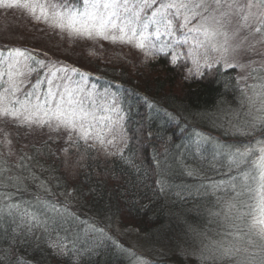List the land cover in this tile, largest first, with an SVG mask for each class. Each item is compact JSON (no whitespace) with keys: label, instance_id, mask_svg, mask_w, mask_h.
Wrapping results in <instances>:
<instances>
[{"label":"rangeland","instance_id":"obj_1","mask_svg":"<svg viewBox=\"0 0 264 264\" xmlns=\"http://www.w3.org/2000/svg\"><path fill=\"white\" fill-rule=\"evenodd\" d=\"M48 27L32 21L27 10H10L0 6V46L3 44L6 49L19 48L24 52L27 49L28 53L35 52L37 56H42L40 61L47 66H38L46 70L48 79H52L51 72L68 70L73 63L86 72L94 75L97 72L95 77L104 73L112 81L120 83L129 81L132 71L138 73L144 70L150 74L156 70L153 62L157 58H149L134 45L119 41L113 43L111 40L100 42L102 47L106 44L102 58L104 66L94 70L88 64V57L91 56L86 54V44H89L86 42L97 37H72L66 31ZM249 39L251 41L252 38ZM188 40L195 48L196 41L192 38ZM198 51L203 52V49ZM260 52H264V44H257L255 52H241L235 56L233 62L250 64L251 67L227 68L226 65L213 64L215 75L206 73L202 67L200 74H196L195 66L190 62L188 65H191L193 72L185 68L181 77L175 80H165L167 66L174 64L173 60L160 63L157 71L162 78L146 86L139 96L127 94L116 102L107 100L109 103L104 106L112 105L120 111L118 115L108 112L114 127L117 126L114 134L104 129V124L96 129L104 140L103 144L95 139V133L87 143L74 133L73 142H70L63 128L54 130V122L52 127H39L19 124L11 118L8 121L0 120V146L10 161L20 159L31 144L52 139L71 145L69 150L65 146L60 148L58 144L57 148L63 158L73 161L81 156L83 147L86 148L81 153L92 154L97 159L103 152L114 155L109 161V172L114 178L113 190L118 206L112 207L107 194L103 192L95 199L90 198L85 179L78 170L72 171L68 190L61 187V195L58 194L59 198L55 200H65L63 202L72 214L84 213L90 223L89 229L85 227L88 230L82 235V231L76 235L71 232L72 240L60 241L47 252L40 251L41 255L49 257L51 264H106L107 261L109 264H212L211 260L202 261L201 245L199 240H194V235L207 234L209 239L205 243L209 245L220 240L225 244L229 240L235 242L234 237L227 236L228 232L236 231L231 222L225 220L223 215L215 216L212 213L221 212L224 202L231 199V178L235 176L239 183L242 179L241 169L248 170L247 165L230 168L229 151L237 148L243 150L249 144L258 147L256 141L264 139V128L258 126L251 135H243L229 123L230 120L235 122L234 113H240L243 117L247 111L243 105V92L247 91L249 85L258 82L252 78L244 79L251 68L264 74V69H261L264 57L257 54ZM218 55L209 52V61ZM116 58L120 62L118 66ZM20 59L23 61L22 57ZM7 61L8 53L5 51L0 56V72L7 67ZM73 69L77 71L76 67ZM23 71L25 76L18 77L23 83L16 98L23 100V92L33 90L34 86H38L43 98L49 88L47 80L38 84L36 76L32 81V77L31 80L27 79V69ZM256 74L253 73V76ZM56 75L59 77V72ZM7 79L6 75L0 78V98L8 87ZM89 106L98 110L95 105ZM174 115L198 124L189 142L183 146L170 145L145 160L135 159L134 145L123 132L134 125L158 126ZM118 116L119 123L116 124ZM70 188L73 192H69ZM76 195L80 199L74 200L73 196ZM22 201L19 195L10 193L5 187L0 188V264H30L11 251V243L23 235L19 214ZM54 212L59 213L57 210ZM140 216H146L149 223L140 224ZM75 223V228L81 230L82 222ZM159 225L164 228L162 234L156 230ZM217 264L220 262L217 261Z\"/></svg>","mask_w":264,"mask_h":264},{"label":"snow or ice","instance_id":"obj_2","mask_svg":"<svg viewBox=\"0 0 264 264\" xmlns=\"http://www.w3.org/2000/svg\"><path fill=\"white\" fill-rule=\"evenodd\" d=\"M156 5L149 15L147 10ZM0 6L10 10H27L32 19L43 20L53 30L66 31L72 37H99L113 43L119 41L131 44L142 50L155 48V41H159L162 34L174 36L179 33L184 38L183 43H187L189 38L196 41L195 48L188 53L196 74H200L201 59L208 68L213 64L226 65L227 68L251 67L250 64L233 62L235 56L241 52H255L257 44H264V0H83L82 11L73 10L65 0H0ZM249 38H252L251 41ZM176 43L179 45L181 41L177 40ZM199 49H203V52ZM6 50L7 67L0 72V78L7 76L8 87L0 98V120L8 121L11 118L19 124H35L39 127H52L54 122V130L63 128L70 142H73L74 133L86 143L95 133V139L104 143L100 132L96 131L100 118L91 110V106H85L83 98H77L76 93L81 91L80 84L72 88L70 77H57L53 71L52 79L47 80L49 88L43 98L38 86H34L31 91H24L23 100L16 98L23 83L18 77L25 76L23 69L26 68L29 74L36 72L27 62L32 60L42 67L47 65L35 60L30 54L26 55L19 48ZM209 52L219 53L211 63ZM257 54L264 57V52ZM3 55L4 51L0 50V56ZM175 59L174 56L173 62ZM261 69H264V62L261 63ZM57 71L66 73L68 70ZM189 71L193 72L192 69ZM253 73L257 74L253 76ZM247 78L258 81L243 92V105L247 111L243 117L240 113H234L235 122L229 121L243 135H251L258 126L264 128V74L251 68L244 79ZM57 79L59 83H56ZM37 82H42L38 76ZM90 104L100 111L115 112L117 115L120 111L118 107L102 106L97 101H91ZM102 119L107 122L104 129L114 134L111 116ZM115 123H119V116ZM256 144L258 147L249 144L243 150L237 148L228 153L230 168L247 165L248 170L241 169L242 179L239 183L235 176L231 178V199L224 202L221 212L212 214L223 215L225 220L231 222L236 231L228 232L227 236L234 237L235 242L229 240L225 244L220 240L209 245L205 243L209 239L207 234L196 233L194 240H199L200 257L204 262L264 264V139L257 140ZM22 215L35 219L27 210Z\"/></svg>","mask_w":264,"mask_h":264},{"label":"trees","instance_id":"obj_3","mask_svg":"<svg viewBox=\"0 0 264 264\" xmlns=\"http://www.w3.org/2000/svg\"><path fill=\"white\" fill-rule=\"evenodd\" d=\"M65 2L68 3L73 10H83V0H65ZM157 6L158 5L154 6L151 10H147L148 14L150 15L151 11H154ZM38 13L39 10H37V14ZM31 20L42 27H48V24L43 20L36 21L32 18ZM183 39V36L179 33L174 36L162 34L160 40L155 41V48L141 49L149 58H157L154 59L153 62V66L156 70L150 74L144 70L138 73L132 71L129 74V81L124 83L112 81L108 76L104 75V73L95 77V75L97 76V72L95 75L92 72H86L84 68L80 67V65H75V63L70 65L71 68H69L66 73L58 71L59 77L69 76L72 81V88H75L77 83L80 84L81 91L77 92L76 96L77 98L84 99L86 107H89V101L92 100H96L100 105L104 106L106 103H109L107 101L109 99L116 102L127 94L139 96L143 93V89L146 86L162 78L160 72L157 71V67H160V63L167 62V59L173 60V57H176L174 64L167 66L168 72L165 80L180 78L182 75L181 72L184 71L185 68L191 69V65L188 64L192 62V57L188 53L194 46L189 40L187 43H183ZM177 40L181 41L179 45L176 43ZM100 42L108 41L97 37L96 40L90 41L87 39L86 42L89 43L86 44V51L88 50L86 54L91 56L88 57L90 60L88 64L91 65L90 67L94 70L101 69L104 66L102 58L105 53L104 47L106 44L102 47V43ZM159 48H162V50L158 51L157 49ZM0 50L4 52L7 51L3 44L0 46ZM25 52L28 53L27 49ZM29 54L34 57L35 60H40L42 58V56H37L35 52H29L28 55ZM28 63L36 69V72L30 73L27 79L31 80L32 77V81H34L35 76L36 78L38 76L39 81H42V83L48 80L45 69L43 70L32 60L28 61ZM200 63L206 73L208 72L210 75H215L213 66L211 68L206 67L202 60H200ZM119 64L120 62L116 58V65L118 66ZM74 67L77 69L76 72L72 71ZM58 72H56V74ZM59 82L60 81L57 79L56 83ZM89 86L92 89L89 88ZM91 110L100 118V124L97 127V129H99L100 126L107 123L102 118L110 115L108 112L100 111L99 108L98 110L91 108ZM197 125L198 124L190 123L181 116L174 115L173 118H167L166 123L162 122L158 126L134 125L123 133L127 134L130 143L134 145V158L137 160H145L156 153H160L170 145L183 146L187 144L189 138H192L194 133H196L198 129ZM115 127L117 128V126ZM57 144L60 148L64 146L68 148V150L71 148L70 144H60L53 139L52 141H39L31 144L27 153L17 161H10L4 152H2L0 146V188L5 187L10 193L19 195L20 198H23L22 208H20L19 211L20 223L24 228L23 235L11 243V251L14 255L21 257L30 264H47L48 262L51 264L49 257L46 258L45 256L44 258L40 251L47 252L60 241L72 240L71 232H73V235H76L79 231H82V235L89 229L88 224L90 225V223L87 221V218L84 217V213L72 214L67 206H65L63 202L65 200L62 198H60L61 201L55 200L59 198L57 197L58 194L61 195L59 192L62 189L61 187L64 186L65 190H68V182H71V180H69V174H71L72 171L78 170L80 176L85 179L86 192L90 198L95 199L94 197L99 196V194L103 192L107 194V198L112 207L118 206L115 191L113 190L115 187L113 184L114 178L109 172V161L114 158V155L111 152H103L100 158L97 159L93 157L92 154L81 153L83 148H86L83 147L80 151L81 156L77 157L76 161H73L74 159L62 157L59 152L60 149L57 148ZM50 167L53 168L51 169ZM70 191L73 192L71 188L69 189V192ZM73 198L74 200L76 198L80 199V196L76 195L73 196ZM96 202L94 204H96ZM53 206L55 210L59 211L58 214L52 210ZM25 210L32 213L35 219H32L30 216H23L22 213ZM126 211H128L129 214V210L126 209ZM95 215L98 214L95 213ZM140 217V224L147 225L149 223L146 216ZM76 221L82 222L84 227L82 226L81 230L75 228ZM87 226L88 229H85ZM163 229L164 228L162 226L160 227V225L156 228L157 232L161 234V231H164ZM106 264H109V262L107 261Z\"/></svg>","mask_w":264,"mask_h":264},{"label":"bare ground","instance_id":"obj_4","mask_svg":"<svg viewBox=\"0 0 264 264\" xmlns=\"http://www.w3.org/2000/svg\"><path fill=\"white\" fill-rule=\"evenodd\" d=\"M198 107H201V106L199 105ZM133 188H134V186H133Z\"/></svg>","mask_w":264,"mask_h":264}]
</instances>
